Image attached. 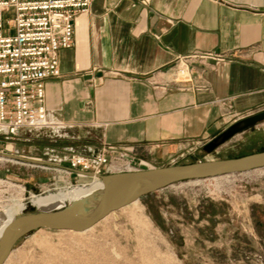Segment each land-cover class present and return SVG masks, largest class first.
Segmentation results:
<instances>
[{
	"label": "crops",
	"instance_id": "0c3cea01",
	"mask_svg": "<svg viewBox=\"0 0 264 264\" xmlns=\"http://www.w3.org/2000/svg\"><path fill=\"white\" fill-rule=\"evenodd\" d=\"M74 26L60 75L46 80L51 134L34 132L61 167L105 145L161 166L264 109V0H94ZM194 53L192 79L175 80Z\"/></svg>",
	"mask_w": 264,
	"mask_h": 264
},
{
	"label": "rangeland",
	"instance_id": "374dc122",
	"mask_svg": "<svg viewBox=\"0 0 264 264\" xmlns=\"http://www.w3.org/2000/svg\"><path fill=\"white\" fill-rule=\"evenodd\" d=\"M12 18L10 11L5 13L6 31L7 20ZM48 129H33L26 140L0 133V219L19 204L24 206L22 213L62 207L71 200L40 207L32 201V194L46 196L96 179L65 173L66 167L59 166L65 162L52 157L55 152L43 154L40 142L35 147L34 132L49 136ZM45 142L50 141L46 138ZM263 150L264 121L214 152L208 153L203 146L196 154L157 164L232 158ZM4 155L21 158L6 160ZM138 210L144 213L142 218L136 215ZM6 262L264 264V168L175 183L111 212L85 231L35 230L17 242Z\"/></svg>",
	"mask_w": 264,
	"mask_h": 264
},
{
	"label": "built area",
	"instance_id": "2783aa9c",
	"mask_svg": "<svg viewBox=\"0 0 264 264\" xmlns=\"http://www.w3.org/2000/svg\"><path fill=\"white\" fill-rule=\"evenodd\" d=\"M93 1L0 0V133L15 137L24 129L49 127L46 80L60 75L59 51L74 45V21ZM9 11L13 18L7 20L6 31L5 13ZM200 56L194 53L180 58L175 80L192 79L191 61ZM250 114L235 115L233 122ZM68 163L65 173L76 170L77 176L92 179L153 167L124 145H105L91 158L75 155Z\"/></svg>",
	"mask_w": 264,
	"mask_h": 264
},
{
	"label": "water",
	"instance_id": "95a60500",
	"mask_svg": "<svg viewBox=\"0 0 264 264\" xmlns=\"http://www.w3.org/2000/svg\"><path fill=\"white\" fill-rule=\"evenodd\" d=\"M263 121L264 109L238 119L207 142L204 150L208 153L214 152L240 132ZM260 168H264V150L232 158L157 166L103 175L101 178L106 183L105 187L80 200L58 208L37 210L15 216L0 235V264L7 261L22 237L35 230L49 228L85 231L111 212L175 183L216 178ZM87 175H92V173H87Z\"/></svg>",
	"mask_w": 264,
	"mask_h": 264
},
{
	"label": "bare ground",
	"instance_id": "6f19581e",
	"mask_svg": "<svg viewBox=\"0 0 264 264\" xmlns=\"http://www.w3.org/2000/svg\"><path fill=\"white\" fill-rule=\"evenodd\" d=\"M2 158L6 160L13 159L17 161L16 157L10 156V155H4L2 156ZM64 170H66V168L63 169L62 171ZM94 178L96 179L92 180L89 183L82 184L76 188L69 189V190H60L59 192L52 193L46 196L32 194V201L36 203L37 205H39L40 207H53L55 205L63 203L67 199H70L71 202L80 200L81 198H84L90 195L91 193L105 187L106 183L105 181L104 182L102 181L103 178L102 179L100 177H94ZM97 184H99V187H96ZM134 203H136V201ZM23 207L24 206L22 204L15 205L14 207L11 208L10 215L5 216L4 218L0 219V235L3 233L5 228L10 224L12 219L18 214L22 213L21 211ZM136 215L142 218L144 216V213L142 212V210H138Z\"/></svg>",
	"mask_w": 264,
	"mask_h": 264
}]
</instances>
